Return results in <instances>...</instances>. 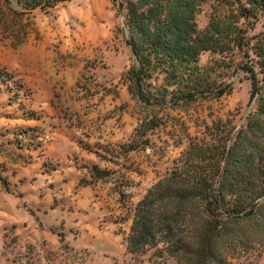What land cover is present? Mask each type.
<instances>
[{
	"label": "rangeland",
	"instance_id": "obj_1",
	"mask_svg": "<svg viewBox=\"0 0 264 264\" xmlns=\"http://www.w3.org/2000/svg\"><path fill=\"white\" fill-rule=\"evenodd\" d=\"M221 1L202 4L199 30L215 8L224 13ZM125 13L110 0L30 14L0 0V180L9 186L0 181V264H177L161 247L129 253L136 204L173 168L189 137H205L217 119L239 128L255 109L240 74L216 78L232 84L230 94L184 109L153 111L133 100L123 79L133 60ZM261 30L258 24L253 33ZM216 58L203 52L199 65ZM151 82L161 85L163 75ZM154 116L161 125L148 133V146L124 155L119 147ZM95 168L102 180L91 176ZM230 264H264V254Z\"/></svg>",
	"mask_w": 264,
	"mask_h": 264
},
{
	"label": "trees",
	"instance_id": "obj_2",
	"mask_svg": "<svg viewBox=\"0 0 264 264\" xmlns=\"http://www.w3.org/2000/svg\"><path fill=\"white\" fill-rule=\"evenodd\" d=\"M4 1L30 14L72 0ZM110 1L126 11V42L133 60L123 79L133 100L153 111L184 109L200 99L230 94L232 84L216 79L224 73L240 74V82L250 83L247 105L255 106L239 128L230 118L217 119L205 126V137L188 138L173 168L136 204L129 253L161 247L177 264H230L262 256L264 0H222L226 10L221 14L215 8L204 30L197 28L196 16L206 0ZM258 24L262 30L253 33ZM203 52L217 58L201 67ZM158 75L163 83L154 86L151 80ZM160 125L158 116L144 121L120 150L127 155L145 149L148 133ZM91 176L102 180L104 173L95 168ZM0 181L8 192L7 182ZM130 185L131 180L124 187ZM119 193L125 196L123 190Z\"/></svg>",
	"mask_w": 264,
	"mask_h": 264
},
{
	"label": "water",
	"instance_id": "obj_3",
	"mask_svg": "<svg viewBox=\"0 0 264 264\" xmlns=\"http://www.w3.org/2000/svg\"><path fill=\"white\" fill-rule=\"evenodd\" d=\"M248 113H249V112H248ZM248 113H247V114H248Z\"/></svg>",
	"mask_w": 264,
	"mask_h": 264
}]
</instances>
